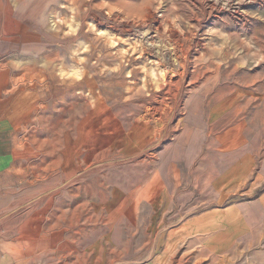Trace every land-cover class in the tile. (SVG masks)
<instances>
[{
    "label": "rangeland",
    "instance_id": "rangeland-1",
    "mask_svg": "<svg viewBox=\"0 0 264 264\" xmlns=\"http://www.w3.org/2000/svg\"><path fill=\"white\" fill-rule=\"evenodd\" d=\"M56 1L59 19L35 48L48 61L26 84L18 155L29 162L14 218L33 240L7 248L16 264H145L175 233L165 264H234L233 247L221 262L217 220L241 199L251 154L264 155V0ZM153 172L166 177L162 199L131 215L133 189ZM173 173L193 192L170 195ZM63 174L77 178L61 183ZM75 206L81 223L89 207L97 221L81 237L112 246H61V207ZM203 215L214 222L204 251Z\"/></svg>",
    "mask_w": 264,
    "mask_h": 264
},
{
    "label": "crops",
    "instance_id": "crops-1",
    "mask_svg": "<svg viewBox=\"0 0 264 264\" xmlns=\"http://www.w3.org/2000/svg\"><path fill=\"white\" fill-rule=\"evenodd\" d=\"M58 4L56 0H0V264H16L18 256L7 248L30 246L29 241L33 240L32 232L28 233L27 228H21L14 218L17 215L16 194L20 190L18 183L21 182L19 178L29 162V159L19 157L18 152L24 122L33 102L32 96L26 92V84L32 72L44 69V62L48 61L50 54L48 50L43 49L35 53V48L39 49L44 45L45 38H50L46 24L50 22V18L58 21L59 18L55 19L58 15L54 14ZM35 23L45 25L35 28ZM33 59L42 61L35 62ZM188 158L186 154L183 169H188ZM251 158L254 171L249 174H252V177L246 181V189L240 193L241 199L223 208L217 220V232L221 238L219 247L223 249L219 253L222 255L221 262H226V253L229 254V249L233 247L234 264H264V155L258 159V156L251 154ZM177 171L175 170L176 173ZM154 172L140 186L133 189L136 197H129L130 203H126V212L136 215L138 205H152L162 199L165 191L161 183L163 176ZM176 173L172 174V181H167V185H170L167 192L175 197L193 192V186L182 185ZM75 178L77 177L74 175L63 174L61 183L70 182ZM163 179L166 181V177ZM128 191H132L131 188ZM122 207H118L117 214ZM33 210V207H29L24 214L30 215ZM82 211L81 206L72 209L61 207V223L68 221L64 231L69 234L68 238L61 240V246H112L107 240L92 238V234L84 239L81 237L82 230L86 232V229L96 226L97 223L96 219L93 221L96 223L91 222L94 207L87 208L90 215L89 225L81 223ZM66 214L78 217L67 219ZM202 221L208 232L202 233L200 237L204 251L207 247L206 239L211 235L208 225L214 222L206 215H203ZM184 225L185 235L188 236L193 231V222ZM93 230H96V227L88 231ZM175 237L176 240L156 241L154 246L164 249L145 264H165L166 248L179 244L178 234L175 233ZM194 238L191 233L185 240L193 245ZM243 251L247 252L245 257H242ZM89 253H93V249L89 250Z\"/></svg>",
    "mask_w": 264,
    "mask_h": 264
},
{
    "label": "bare ground",
    "instance_id": "bare-ground-1",
    "mask_svg": "<svg viewBox=\"0 0 264 264\" xmlns=\"http://www.w3.org/2000/svg\"><path fill=\"white\" fill-rule=\"evenodd\" d=\"M52 23V22H51ZM169 58V57H168ZM170 58H171V56H170ZM172 59V58H171ZM178 65V64H177Z\"/></svg>",
    "mask_w": 264,
    "mask_h": 264
}]
</instances>
